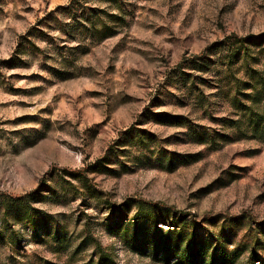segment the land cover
Here are the masks:
<instances>
[{
  "label": "rangeland",
  "instance_id": "rangeland-1",
  "mask_svg": "<svg viewBox=\"0 0 264 264\" xmlns=\"http://www.w3.org/2000/svg\"><path fill=\"white\" fill-rule=\"evenodd\" d=\"M75 2L0 0V264H264V0Z\"/></svg>",
  "mask_w": 264,
  "mask_h": 264
},
{
  "label": "trees",
  "instance_id": "trees-1",
  "mask_svg": "<svg viewBox=\"0 0 264 264\" xmlns=\"http://www.w3.org/2000/svg\"><path fill=\"white\" fill-rule=\"evenodd\" d=\"M83 0H76L74 6H72L73 13L77 14L79 9H86L83 6ZM71 8V7H70ZM262 37V38H261ZM261 37H247L240 38L237 36H231L226 41L217 43L214 48V54L227 53L224 56L229 59L231 63H236L234 60L239 61L241 58L247 57L250 47H262L264 45V35ZM202 63H212L208 58H202ZM205 64H202L204 66ZM185 73L180 69L179 72H173L171 79L181 80L186 82L187 79L184 77ZM264 120V115L258 116ZM261 119L258 118V121ZM10 201L14 203H21L22 198H10ZM159 208H166L169 212H174L180 215L182 219L193 217L189 212L174 210L171 206L162 203H149ZM183 235H178L175 239H167L163 236L153 239V241L146 246L145 252H150L152 257L157 260L176 261L178 264H235L238 258V252L235 251L234 255L231 256L227 250L215 241L211 239L196 240L192 239L186 246H183ZM254 264V263H253Z\"/></svg>",
  "mask_w": 264,
  "mask_h": 264
}]
</instances>
